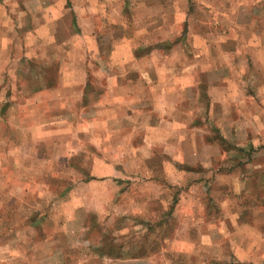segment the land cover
Masks as SVG:
<instances>
[{
  "label": "crops",
  "instance_id": "0c3cea01",
  "mask_svg": "<svg viewBox=\"0 0 264 264\" xmlns=\"http://www.w3.org/2000/svg\"><path fill=\"white\" fill-rule=\"evenodd\" d=\"M164 2L121 0L117 6V0H0V47L4 48L3 43L9 40L5 33L7 28L1 26L11 21L17 25L13 34L38 32L49 36L52 56L58 62L56 72L50 81L40 71L41 79L35 86H22L27 87L25 98L37 93L57 97L63 103L61 116L68 128L71 127L69 121L75 120L77 131H82L85 137L90 136L96 151L102 153H131L130 146L138 130L143 143L135 147V155L140 151L167 155L169 159L157 168L171 185L182 187L189 180H195L178 193L177 201H172L170 214L174 218H183L178 230L184 233L181 238H173L172 247L180 251L192 249V252L182 253L186 257L196 254L195 259L201 257L206 261L210 258L211 264H264V229L254 221L255 211L247 215V208H253L255 204L248 201L251 204L246 205L238 198L241 190L246 193L264 179L260 177L261 162L242 164L240 169L245 170L246 175L240 170L221 174V163L213 160L216 156L221 157V148L206 140L209 130L206 131L205 126L206 122L211 129L213 127L222 143L244 149L264 148V0H207L206 14L196 22L205 25L204 33L199 35L186 32L189 27L186 17L195 6L194 0H177L179 8L185 10L175 12L173 22L180 20L183 41L203 37L206 44L203 52L205 56H211L213 62L210 72L218 79L208 82L204 102L193 96L198 90L196 59L189 60L184 67L175 63L164 65L160 57L155 55V60L152 56L163 53L159 46L148 53H138L134 46L121 55L123 61L118 56L130 37L122 33L120 25H125L130 18L121 16L119 22L114 19L109 23L121 32L118 37L105 27L106 24L100 26L97 22V16H101L99 12L109 17L107 15L114 13L112 9L118 7L121 13L129 9L128 16L131 15L133 23L139 27L140 16L136 10L155 9V16L145 19H152L153 30L159 34L156 39L162 42L169 25L164 24ZM64 22L68 24L66 30L59 26ZM216 26L223 29L222 32L216 31ZM104 39L112 42L108 56L103 52ZM120 44L123 45L120 47ZM142 88L150 90L151 95L145 97ZM72 106L81 109L73 115ZM119 137L123 138L124 144ZM71 150L79 149L72 146ZM111 165L113 169L118 168L114 163ZM120 167L133 168L135 173H142L147 168L142 161L135 163L132 156ZM124 177L114 176L111 181L116 185ZM221 183L230 185L233 192L231 196L225 194L217 200L219 206L215 209L220 208L221 213H216L206 196ZM200 186L205 188L204 193H197ZM66 188V192L60 191L59 195L68 193L70 186ZM215 200L209 198L211 203ZM262 215L263 212L257 217ZM30 217L29 225L38 227L40 219ZM196 233L203 237L201 242L194 238ZM49 243L46 239L37 243L33 249L25 251V256L36 257L35 251L41 245L52 251V246L48 248ZM223 245L230 254L223 250ZM201 250H213L217 254L206 252L202 255ZM16 251L21 255L20 246ZM139 260L141 264H147V257ZM40 262L44 263L39 259L36 261L37 264Z\"/></svg>",
  "mask_w": 264,
  "mask_h": 264
},
{
  "label": "rangeland",
  "instance_id": "374dc122",
  "mask_svg": "<svg viewBox=\"0 0 264 264\" xmlns=\"http://www.w3.org/2000/svg\"><path fill=\"white\" fill-rule=\"evenodd\" d=\"M206 1L194 0L193 10L187 13L189 27L186 32L189 34L204 33V22H196L206 14ZM120 2L121 0H117V6ZM179 6L177 0L164 2V24L169 25L162 42L156 39L159 34L153 30L155 24L150 22L152 19H145L154 17L155 9L136 10L137 16H140L139 27L133 23L131 15L128 16L129 9L121 13L118 7L116 10L112 9L114 13L107 15L109 17H105L102 11L99 12L101 16H97V22L100 26L106 24L105 27L118 37L121 32L118 33L117 28L114 30L109 23L114 19L119 22L121 16L130 18L126 20L125 25H120L122 33L130 37L118 56L123 61L125 59L121 55L125 50L129 51L127 48L134 46H137L138 53H148L159 46L163 53H155L152 56L155 60L160 57L164 65L175 63L184 67L189 60L196 59L198 71L195 73V79L198 90L193 96L204 102L207 98L208 82L218 79L216 74L212 76L210 72L213 62L211 56H205L203 52L206 45L203 37L183 41L180 20L173 22L174 13L185 10ZM59 26L66 30L68 24L64 22ZM1 27L7 28L5 33L8 34L9 40L3 43L4 48L0 47V264H35L38 259L44 261L38 264H141V257H147V264H203L206 260L199 257L201 254L198 255L200 259H195L196 254L186 257L182 252H192V249L180 251L171 244L173 238H181L184 235L178 230L180 219L183 218H174L170 214L172 201H177L178 193L192 185L195 180H189L187 185L182 187L171 185L164 173L157 168L169 159L167 155L156 151H140L135 155L134 149L143 143L138 130L135 131L130 146L131 153H102L96 151V144L90 136L85 137L82 131H77L75 120L69 121L72 129L68 128L67 122L61 116L63 103L57 97L37 93L29 99L25 98L27 87L22 86H35L37 80L41 79L40 71L50 81L54 77L58 62L51 53V38L38 32L30 35L28 32L13 34L11 32L17 28L13 21ZM216 27V31H219L220 27ZM111 46V40H103V52L106 56L109 55ZM142 90L145 97L151 95L150 90ZM189 94L192 96L191 92ZM80 109L78 106H72V114ZM54 117L56 119H53ZM205 126L206 131L207 128L209 130L206 140L221 148V157L216 156L213 159L214 162L221 163V174L240 170L246 175L245 170L240 169L241 165L260 161V177L264 178L262 146L258 148L260 150L252 147L244 149L228 142L222 143L219 133L212 130L213 127L211 129L206 122ZM119 139L121 144H124L123 138ZM72 146L80 151H72ZM131 156L135 163L144 162L147 167L145 171L135 173L133 168L120 167L130 160ZM112 163L118 168L113 169ZM114 176H122L124 179L114 185L111 181ZM219 180L218 178L217 183ZM263 180H259L261 182L254 185L250 191L245 193L241 190L238 195L246 205L251 202L255 204V209L247 208L248 216L254 211L257 216L263 212L262 217H254L257 226L262 229ZM67 186H70L69 192L63 196L59 195L60 191L66 192ZM218 186L206 197L215 212L221 213L220 208L215 209L217 200L225 194L231 196L233 189L230 190L227 183ZM248 187L247 185L246 188ZM200 188L201 186L197 193H204L205 188ZM211 197L216 198L215 202H209ZM253 198L256 199L254 202ZM234 207L236 209V205ZM30 216L40 219L38 227L29 225ZM193 236L200 242L203 240L197 233ZM45 239L49 240L48 248L52 246V251H49L47 246L44 249L41 245V248L35 251L36 257L25 256L28 248L33 249ZM19 246L21 255L16 251ZM223 250L230 254V250L224 245ZM209 251L206 252L217 254L216 251ZM199 252L202 255L206 253L203 250ZM206 262L204 264H211L212 259L209 258Z\"/></svg>",
  "mask_w": 264,
  "mask_h": 264
}]
</instances>
